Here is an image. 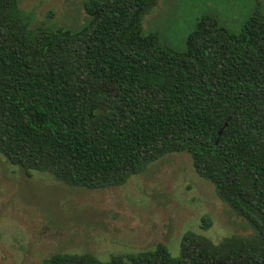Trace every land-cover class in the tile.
<instances>
[{"label":"trees","instance_id":"1","mask_svg":"<svg viewBox=\"0 0 264 264\" xmlns=\"http://www.w3.org/2000/svg\"><path fill=\"white\" fill-rule=\"evenodd\" d=\"M155 3L83 0V23L68 29L0 0V155L27 177L97 190L183 153L249 233L215 245L184 233L176 257L157 244L37 264H264V16L236 33L202 16L175 52L141 34Z\"/></svg>","mask_w":264,"mask_h":264},{"label":"rangeland","instance_id":"2","mask_svg":"<svg viewBox=\"0 0 264 264\" xmlns=\"http://www.w3.org/2000/svg\"><path fill=\"white\" fill-rule=\"evenodd\" d=\"M82 1L17 0V6L34 24L75 29L85 18ZM256 11L264 16V0H156L141 34L181 52L198 18L210 16L236 33ZM184 233L214 245L249 233L186 154L165 155L123 185L97 190L68 188L40 172L27 177L0 155V264H37L53 254H90L104 262L157 244L176 257Z\"/></svg>","mask_w":264,"mask_h":264}]
</instances>
